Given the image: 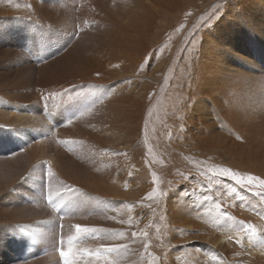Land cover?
Segmentation results:
<instances>
[{
    "label": "bare ground",
    "instance_id": "6f19581e",
    "mask_svg": "<svg viewBox=\"0 0 264 264\" xmlns=\"http://www.w3.org/2000/svg\"><path fill=\"white\" fill-rule=\"evenodd\" d=\"M261 191L264 0H0V248L30 244L16 264H142L120 201L154 192L162 232L204 240L192 262L232 264L236 245L264 264Z\"/></svg>",
    "mask_w": 264,
    "mask_h": 264
},
{
    "label": "rangeland",
    "instance_id": "374dc122",
    "mask_svg": "<svg viewBox=\"0 0 264 264\" xmlns=\"http://www.w3.org/2000/svg\"><path fill=\"white\" fill-rule=\"evenodd\" d=\"M134 80L136 81L135 84H139L140 85L141 81H143V78L142 77L141 78L137 77V78L133 79L132 81L135 82ZM162 146H163L164 149H167V145L165 143H163ZM9 152L21 154V150L16 145H14V148H11ZM182 156H184V155H182ZM207 162L214 163L210 159H207ZM213 166H214V164H213ZM40 170L42 172H45V173L48 171L47 168L44 167V166L41 167ZM209 170L211 171L210 168H209ZM174 172L176 173V169H174V171H171V173L165 172V166H164L165 175L169 176V175H172ZM207 177L209 178V174L208 175L206 174V178ZM167 185H169V183H167ZM128 186H130V185H125L124 186L126 188L124 190L125 192L126 191L128 192V190H129ZM260 193H262L264 195V191H261ZM15 195H17L16 196L17 199L21 198L19 194H15ZM127 195L128 194L124 195V197H126ZM158 195H159V193H157V192H154L153 194H145V195L142 194V193H139L137 196H135V198L133 197V195H128L127 198H122L123 200L120 201V202H122L120 204L121 206L122 205L124 206V204H125L124 207L126 209V220L128 219V221H129V222L127 221L128 223H126V224H128V226L127 227L125 226V228L130 233V237H131L130 241L136 242L137 245H139V248H138L139 250H137V254L140 257V259H141L140 261L142 262V264H157V263L158 264H190V263L192 264L194 262H195L194 264H196V263H199V261H194V262L191 261L195 257H197L195 259H198V260H199L200 256H204V258H206L208 256L207 258H210L209 253L206 252L205 247L203 246L205 244L204 240L199 238V236L197 237V235H196L197 232L196 231H193V233H191L190 230H189V232L188 231L179 232L178 234L176 233L177 235L176 234L173 235V236H175V238H174V237L169 236V233L167 231H164L166 225H165V227L162 226V228H163L162 230L164 232H162L161 229H159L157 221H160V222L162 221V218H161L162 215L161 214H160V216H159V214L154 215L155 208L157 207L159 201H161L160 199L162 197V195H161V197L159 198ZM202 196L203 195H201V198H202ZM131 197H132V200H130ZM126 199H128V200L125 203L124 200H126ZM216 201L218 202V199H216ZM46 211H48V210H46ZM148 211H151L152 215L149 214ZM58 214L59 215H58V218L56 220V223H57L56 224V227H57L56 228V233H57V235H60L61 231H59V230H61V228L66 226V223L71 220V217H70V215H67L69 217H65L66 214L63 213V212L59 213V211H58ZM142 216H144V217H142ZM146 216H148L149 218L146 217ZM153 216H155V217H153ZM249 222H250V224H248V227L253 228V224H251V221H249ZM153 223H154V226H153ZM160 231L163 233V235H162V233ZM133 233H135V236L133 235ZM12 234L15 235L14 232ZM167 234H168V237H167ZM165 237H166V240H165ZM176 237H178V238H176ZM183 239L187 240V241H184ZM172 240H174V241H172ZM175 242H177V243H175ZM10 243L13 246H15V242L14 241L13 242L10 241ZM172 243H175V244H173L171 246ZM31 244H33V243H31ZM16 245H17V248L13 252L10 250V248H9V250L8 249L5 250L3 248H0V264H16L15 260H16L17 256H19V255L21 256V254L24 252L23 247H24L25 244L23 245V242H18L17 241ZM27 245H25V246H27V248L25 249L26 251L29 249L28 247L30 246V244L28 243ZM170 247H172L173 250ZM186 247L187 248L189 247V248L187 249ZM230 247H232V248H231V250L229 252L232 253L231 251L234 250L233 252L235 254L232 253L231 255H229V252H228L225 257L231 259L232 264H237L238 262L240 264H246L248 262L244 258V257H246L245 254H244V251L242 249H239L240 247L238 248V246H236V245H232ZM31 248L36 249V246L35 245H31ZM191 248H193V249H191ZM168 250L170 251V253H169ZM190 250H192L193 252L190 251ZM236 250H238V251L240 250V251L238 252ZM167 251H168V253H167ZM171 253L173 254V257H171L172 256ZM241 253L243 254L244 257L242 256ZM98 254L94 255V256L100 258L99 256H101L102 254H99V255ZM36 255L39 256V255H42V253L38 252V253H36ZM233 255H234V257H233ZM227 256H230V257L232 256V258L227 257ZM102 257L103 258L96 259V260L98 262H102V264L103 263L104 264L107 263V261L109 260V257H107V256H102ZM5 258H7V259L5 260ZM3 260H4V262H3ZM21 260H24V257H21ZM237 260H238V262H235Z\"/></svg>",
    "mask_w": 264,
    "mask_h": 264
},
{
    "label": "snow or ice",
    "instance_id": "6c2138e0",
    "mask_svg": "<svg viewBox=\"0 0 264 264\" xmlns=\"http://www.w3.org/2000/svg\"><path fill=\"white\" fill-rule=\"evenodd\" d=\"M223 171H224L225 173H228V172H229L228 169H224ZM232 178L235 179V174H232ZM248 179H249V180H252V179H254V178H253V177H248ZM236 182H237L238 184L241 183L240 180H237ZM241 186H243V184H242ZM257 195H260V194L257 193ZM218 210H219V208H218ZM242 230H243V229H242ZM77 231H80V227H79V226H77ZM133 235L135 236V233H133ZM61 256H62V257H65V256H66V253H64V252L62 251V252H61ZM64 264H70V261H69L68 259H65Z\"/></svg>",
    "mask_w": 264,
    "mask_h": 264
}]
</instances>
